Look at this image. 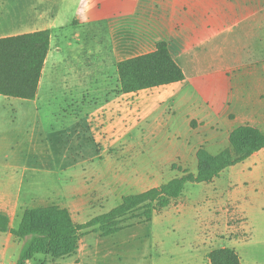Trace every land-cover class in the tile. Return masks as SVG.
<instances>
[{
	"label": "crops",
	"instance_id": "1",
	"mask_svg": "<svg viewBox=\"0 0 264 264\" xmlns=\"http://www.w3.org/2000/svg\"><path fill=\"white\" fill-rule=\"evenodd\" d=\"M13 4L0 0V38L49 30L50 45L36 98L0 95V214L10 227L25 210L51 205L85 223L118 194L120 204L124 196L158 187L151 183L157 180L156 160H142L141 140L147 136L170 140L172 133L180 143L181 126L188 136L180 144L185 152L187 141L200 134L229 138L243 125L264 133V0ZM160 42L184 80L121 93L117 64L153 53ZM90 43L95 46L88 48ZM51 56L52 75L45 79ZM121 154L133 157V168L125 160L118 163ZM48 182L52 195L30 208L34 201L22 190ZM142 184L144 190L131 193ZM102 239L89 233L73 255H38L26 264H98L105 257ZM21 246L0 233V264H17Z\"/></svg>",
	"mask_w": 264,
	"mask_h": 264
},
{
	"label": "rangeland",
	"instance_id": "2",
	"mask_svg": "<svg viewBox=\"0 0 264 264\" xmlns=\"http://www.w3.org/2000/svg\"><path fill=\"white\" fill-rule=\"evenodd\" d=\"M29 1L33 0H8L9 3L19 2L21 7ZM93 46L90 43L87 47ZM52 69L51 56L46 64L45 79L49 74L52 75ZM191 126L196 127L195 124ZM179 129L180 143L172 133L166 136L170 140L161 136L154 139L147 136L146 140H141L142 160H156L158 165L157 180L151 182L154 185L160 186L184 172L196 174V153L201 147L211 155H216L229 146L226 133H218L213 138L200 134L189 139L187 150L182 152L180 144L188 136L181 126ZM124 160L130 163L131 168L136 164L132 156H118V163H125ZM136 160L138 165L139 159ZM42 185L39 189L22 190L25 199L34 201L30 202V208L39 206L40 198L52 195V184L48 182L46 186ZM145 186H135L130 191L136 193L144 190ZM120 196L118 194L104 201L100 205L101 213L116 207ZM263 200L264 150H261L251 155L247 162L225 169L209 184L187 183L179 198L172 200L167 208L153 213L151 222L103 238L100 249L105 252L102 253L105 257H100L98 264H210L207 254L223 248H233L241 264H264ZM75 219L76 223L82 222L77 217ZM92 238L90 236L87 240L93 241Z\"/></svg>",
	"mask_w": 264,
	"mask_h": 264
},
{
	"label": "trees",
	"instance_id": "3",
	"mask_svg": "<svg viewBox=\"0 0 264 264\" xmlns=\"http://www.w3.org/2000/svg\"><path fill=\"white\" fill-rule=\"evenodd\" d=\"M50 31L43 30L0 38V95L34 100L49 52ZM120 92L129 94L184 80L182 70L160 42L147 55L117 64ZM229 146L216 155L203 147L196 153L197 173L184 172L158 187L122 197L120 204L85 223H75L67 209L55 205L25 210L16 227L0 214V233H9L22 243L17 264L34 261L41 255L57 260L73 255L80 239L89 233L101 238L113 236L136 225L151 222L154 212L167 208L182 195L187 183L209 184L227 168L243 163L264 149V133L250 125L235 128ZM210 264H241L233 248L212 250Z\"/></svg>",
	"mask_w": 264,
	"mask_h": 264
}]
</instances>
